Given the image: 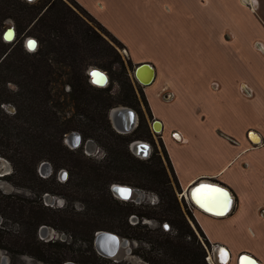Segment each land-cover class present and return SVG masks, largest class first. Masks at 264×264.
I'll use <instances>...</instances> for the list:
<instances>
[{"label":"trees","instance_id":"1","mask_svg":"<svg viewBox=\"0 0 264 264\" xmlns=\"http://www.w3.org/2000/svg\"><path fill=\"white\" fill-rule=\"evenodd\" d=\"M29 4L22 0H0V156L8 159L14 170L5 178L15 186H30L39 195L50 190L46 179L38 175L40 162L53 164L57 171L67 168L69 178L64 183L67 192L64 191V196L80 198L87 210L55 211L34 198L5 194L0 190L3 220L0 249L11 254L10 264H21L19 257L23 256L43 264H123L111 263L108 261L111 258L99 255L94 245L98 230L149 243L150 250L142 254L135 252L150 264H208L210 243L186 202L179 199L177 193H181V188L162 139L160 144L177 192L150 134L148 119L152 114L142 89L136 88L140 89L139 99L128 73L134 70L133 63L129 61L127 70L116 47L62 0H39ZM79 7L99 25L103 34L117 46L124 47ZM8 18L14 20L17 34L16 45L10 52L8 43L1 41L2 28ZM29 26V31L24 33ZM23 35L38 41L35 52L23 47ZM92 62L109 74L108 87L98 88L91 84L87 71ZM115 64L123 71H114ZM111 74L121 82L123 78L128 80L124 82L128 89L124 88L117 103L112 96L116 82ZM10 83L17 91L8 87ZM141 102L146 106L148 119ZM6 103L15 105L13 115L6 114L1 107ZM120 105L135 109L140 115L139 127L130 135L119 134L112 126L110 112ZM144 127L150 135V140H145L155 149L141 162L135 159L129 147L131 142L141 139L138 133L143 132ZM73 132L79 133L84 141L96 142L107 156L98 161L86 157L82 150H71L65 138ZM128 183L149 188L157 194L158 203L142 202L136 206L135 202L115 198L110 187L115 184L131 187ZM131 216L138 218L137 224H130ZM10 220L22 229L8 230L6 221ZM144 220L157 221L161 227L152 230ZM190 220L205 242L199 240ZM165 224L170 228L168 231ZM42 225L68 232L71 241L40 240L38 233ZM78 241L89 243V248L83 250Z\"/></svg>","mask_w":264,"mask_h":264},{"label":"crops","instance_id":"2","mask_svg":"<svg viewBox=\"0 0 264 264\" xmlns=\"http://www.w3.org/2000/svg\"><path fill=\"white\" fill-rule=\"evenodd\" d=\"M74 1L124 45L134 67L153 68L148 86L133 82L212 263L218 246L229 251L227 264H264V0ZM193 196L213 212L232 207L217 216Z\"/></svg>","mask_w":264,"mask_h":264},{"label":"rangeland","instance_id":"3","mask_svg":"<svg viewBox=\"0 0 264 264\" xmlns=\"http://www.w3.org/2000/svg\"><path fill=\"white\" fill-rule=\"evenodd\" d=\"M22 1L23 2H28V3H30L29 5H32V4L38 3L39 0H35V1L22 0ZM62 1L69 8H71V10L77 16H79L82 20H84L91 28H93L99 34L101 33L106 38V40L109 42V44H111L112 46L116 47V49L118 50V52H119V54H120V56H121V58L123 60V63L125 65V68L127 70H129L128 54H127V52L125 53L124 47L121 48V47L117 46L112 41L111 38H109L108 36H106L105 34H103L102 31L100 30L99 25L96 22L92 21L86 14H84V12L81 10V8L77 4H75L73 0H62ZM118 22H119V24L122 27H125L123 25V21H118ZM31 26L27 27V29L24 30L23 32L25 33L27 31H29V29L31 28ZM15 27L16 26H15L14 20L8 18L4 22V26H3L2 32H1V41H4L5 43H8L6 45L10 48L9 52L16 45V40L15 39H16V35L17 34L15 35V38L11 42L5 41L4 36H5V34H6V32L8 30H10L11 28H14L15 29ZM120 32L122 34H124L125 37H123V38H125L126 40H133V41H136L137 43L139 42V41H137L138 38L131 31H127V30L122 31L121 30ZM2 38H3V40H2ZM28 38H30V36L23 35L21 37L23 47L26 45V43H27L26 40ZM25 49L28 51V49H27L26 46H25ZM25 49H24V51H25ZM93 65H95L94 62H92V65L89 67V69L91 67H96V66H93ZM89 69H88V71H89ZM114 71H123V69L120 66H118V64H115L114 65ZM132 72L133 71H131V70L128 71L131 80H132V76H131V73ZM111 77L116 82V84L114 85V88L112 90V96H113V99L115 101L114 103H117L118 100H119V98L123 95L124 88H127L128 89V86L125 84L126 82H128V80H126L125 78H123V81L121 82V81L117 80L114 77V75H112V74H111ZM93 86H95V85H93ZM8 87L10 89L14 90V91H17V87L14 84H11L10 83V84H8ZM95 87H98V86H95ZM98 88H100V87H98ZM135 89H136V87H135ZM139 90L140 89H136L137 94H138V97H139V99H141V95H140ZM152 102L153 103H156L153 100H152ZM140 105H141V108H142L144 114L146 115V117L148 119L146 106L142 102H141ZM1 107L4 109V112L6 114L8 113V114L13 115L16 112V108H15V105L13 103H6V104H3ZM117 107H124V106H121L120 105V106H117ZM128 108H130V107H128ZM70 110L71 109H69V111ZM136 112L138 113V111H136ZM139 120H140V118H139ZM138 134H139L138 136L141 138V139H138V140H140V141H147V142L151 143L150 141H148V140H150V135H149V132L145 129V127H144V131L143 132L140 131ZM150 134H151V131H150ZM152 138L154 139V141H155V143L157 145L158 152L160 153V155L162 157L164 166L166 167L167 172L169 174V177H170V179L172 181L173 187H174L175 191L177 192L179 190L177 189V186H176L175 181H174L173 173H172V171H171V169H170V167L168 165L167 159H166V157H165V155L163 153V149H162V146L160 144V139L157 138V137H154L153 135H152ZM145 139H148V140H145ZM89 140H87V141H89ZM91 141H93V140H91ZM94 143H95V145H97L98 150L95 151V152H93L92 154L89 152L88 149L85 148V144H86L85 142H83L84 145L82 146V148L75 149L74 151L76 152V151H79V150L81 151L82 150L83 154L86 157L92 158V159H96V160L100 161V160L104 159L107 155H106L105 151L101 147H99L96 142H94ZM151 145H152V148H153V151H154L155 148L153 147V144L152 143H151ZM174 149H175V147H174ZM0 158H1V160L7 161L10 164V167H11L10 171L7 172V173H10V174L3 176V174L5 172L3 171L2 167H1L2 165H0V190L3 193H5V194H17L18 196L24 197V198H30V197L31 198H34L39 203L41 202V203H43L44 206H47L48 208L53 209L55 211H59V210L60 211H63L64 210V211H68V212H70V211L83 212V211H86L87 210V205L80 198H78L76 196L75 197L73 196L72 198L68 199L66 196H64V194L66 192L65 191V186H64V183L67 182V181L65 182L66 179H63L61 176L57 178L55 175H53L52 177H47L48 175H44V173H42L40 171V165L44 161L40 162V164L38 165V175H39V177L41 179H46L45 181H47V183L49 184L48 187H49L50 190L48 192H44V193H41L39 195H36L37 192L35 193L34 192L35 190H32L30 188V186H25V185L24 186H15V184L13 182H11V181H9V180H7L5 178V177H7L9 175H12V173L14 172L13 165L5 157L0 156ZM135 159L137 161H141V162H144L145 160H147V159H142V158H139L138 159L136 156H135ZM0 163H1V161H0ZM47 163L50 166H52L53 169H54V165L53 164H51L49 162H47ZM61 170H67V171H69L67 168H61L58 171L54 169V171H56L57 173H59ZM43 177H45V178H43ZM128 185H130L134 189L133 199L130 202H132L133 200H136L138 197L144 196V198L141 199L140 203L141 202L148 203V201H149L148 199H154L157 196V194L155 192H153L152 190H149V188H144V187H141V186H137V185H135L133 183H128ZM111 187H110V190H111ZM46 194H49L52 198H54V202H56V203H51V204L48 203L47 204V202L45 200ZM177 194H179V193H177ZM120 204L123 205L121 202H120ZM149 205H150V203H149ZM136 206H138V204H136ZM189 209L191 210V208H189ZM2 221L3 220L0 217V224L2 223ZM6 222H7V228H8V230L17 231V230H21L22 229V226L21 225H19L16 222H13L12 220L6 221ZM129 222H130V224H133L134 223V225H135V223H137L136 220H132V221H129ZM143 223H147L148 226H149V228L152 229V230H155V229H158L159 227H161L160 223L157 222V221H154V220L153 221L144 220ZM192 225L194 226V227L193 226L192 227L194 228V231H195L197 237L199 238V240L205 242V239L200 235L199 231L197 230L196 225H194L193 222H192ZM42 226H47L49 228L50 234L48 236H43L41 234V230L40 229H41ZM42 226L40 227L39 233H38V237H39L40 240H43L44 242H48V241H62V242L63 241H71V239L68 236L69 235L68 232H65L64 233L62 231L57 230L53 226H48V225H42ZM165 229H166V231H168L170 228H169V226H167V227H165ZM99 231H103V230H98L97 232H99ZM104 231H106V230H104ZM96 233H95V236H96ZM111 233H113V232H111ZM121 238L128 240L129 241V244L127 246H121L118 255L115 256L114 258L108 259V261H111V263L120 262V263H123V264H150L149 262L143 260L142 257H140L135 252V251H139V253L142 254V253L145 252V250H147V251L150 250L152 247H151V245L149 243L142 242V241H134V240L128 239L126 237H121ZM78 245H81L82 248H83V250H87L89 248V243H84V242H79L78 241ZM0 251H1V254L0 255L1 256L2 255L3 256H6L8 258V262L10 264L11 263V256L10 255L11 254L9 252L5 251V250H2V249H0ZM19 259L21 261V264H43V263H40V262H37V261L33 260L32 258H30L28 256L19 257Z\"/></svg>","mask_w":264,"mask_h":264},{"label":"water","instance_id":"4","mask_svg":"<svg viewBox=\"0 0 264 264\" xmlns=\"http://www.w3.org/2000/svg\"><path fill=\"white\" fill-rule=\"evenodd\" d=\"M29 1H35V0H29ZM14 30H15L14 28H11L10 30H8L6 32V34L4 36L5 41H7V42L13 41V39L15 38V31H16V30L15 31ZM10 34L12 35V39L8 38V36ZM26 41H27V43L25 46L27 47L29 52L32 53L38 49V41L35 38L30 37ZM30 44H34L35 46L31 47ZM148 68H150V66L148 64H143V65L138 66L136 68V70L134 71L135 78L144 86L149 85L154 79V75H153V78L151 80H149V78L143 79L141 77V73L145 69H148ZM88 74L90 76V82L93 85H96V86L102 87V88H106L109 86L110 78H109L107 72L101 70L98 67H91L88 71ZM110 120L112 121V124L114 125V127L121 134L131 133L134 130L136 123L138 121L136 112L133 109L128 108V107H116V108L112 109L110 112ZM152 128H154L153 125H152ZM65 142L68 146H70L74 149H77L82 145L83 139L79 133L74 132V133H71L70 135H68L66 137ZM86 147L89 149L92 148V150L96 149L95 143L91 140L86 142ZM131 150L136 155H141V156L147 158V157H149V155L151 153V145L148 142L137 140V141L133 142V144L131 146ZM0 160H1V158H0ZM7 164L9 165V168L11 169L10 164L8 162H7ZM41 171H42V173H44V175H47L51 171V166L47 162H43L42 166H41ZM120 189L129 190V196L125 197L119 191ZM112 192L117 199H119L121 201H130L133 198L132 193L134 194V189L129 187V186H121V185L115 184L112 186ZM142 198H143V196L138 197L137 201L140 202ZM45 200H46L47 204L48 203L49 204L54 203V198H52L49 194H46ZM40 230H41V234L43 236H48L50 234L49 228L47 226H42ZM128 244H129L128 240L122 239L120 236L113 234V233H110V232H107V231L97 232L96 236H95V240H94L95 249L97 250L99 255L106 257V258H114L115 256L118 255L121 246H127ZM0 254H1V251H0ZM0 264H9L8 258L6 256L0 255ZM65 264H75V263L67 262Z\"/></svg>","mask_w":264,"mask_h":264},{"label":"bare ground","instance_id":"5","mask_svg":"<svg viewBox=\"0 0 264 264\" xmlns=\"http://www.w3.org/2000/svg\"><path fill=\"white\" fill-rule=\"evenodd\" d=\"M253 4V3H252ZM258 7V6H257ZM15 31V30H14ZM15 35H16V31H15ZM8 38L12 39V35L10 34L8 36ZM31 47H34V44H30ZM147 72H149V80H151L153 78L154 75V70L150 67L147 69ZM90 77V76H89ZM96 86V85H95ZM102 88V87H100ZM159 129V128H158ZM250 137L253 140L254 143H259L260 142V138L258 135H256L255 133L251 132L250 133ZM0 165H2L1 167L3 168L4 172H8L9 171V165L7 164V162L5 160H3ZM125 197L129 196V190L126 189H120L119 190ZM189 198V197H188ZM198 205L199 207H201L203 210L213 214V209H210L209 206H206L204 204H202L200 201L198 202L197 199L195 198V196H193L192 198ZM53 202V201H52ZM231 203V200H230ZM232 207V205L229 206V209L226 208V210H224L222 213H216L219 215H225L227 214V211L230 210V208ZM215 211V210H214ZM121 242V241H120ZM121 244V243H120ZM104 247V246H103ZM104 249V248H103ZM230 259V254L229 251H227L226 249H220L218 246L215 249V260L219 263V264H227L229 262ZM215 261V262H216Z\"/></svg>","mask_w":264,"mask_h":264},{"label":"built area","instance_id":"6","mask_svg":"<svg viewBox=\"0 0 264 264\" xmlns=\"http://www.w3.org/2000/svg\"><path fill=\"white\" fill-rule=\"evenodd\" d=\"M124 51H125V53H126V50L124 49ZM143 65V64H142ZM140 66V65H139ZM136 68L137 67H134V70H133V72L131 73V76H132V80H134V81H137L141 86H144V85H142L136 78H135V76H134V71L136 70ZM108 74V73H107ZM89 75V74H88ZM109 76V75H108ZM133 82V81H132ZM92 84V83H91ZM93 85V84H92ZM148 86V85H147ZM132 109V108H131ZM134 110V109H133ZM135 111V110H134ZM136 112V111H135ZM136 114H137V123H136V126H135V128H134V130L132 131V132H134L138 127H139V124H140V120H139V114L136 112ZM149 120V119H148ZM111 123H112V121H111ZM153 125V124H152ZM112 126H113V128L115 129V131L116 132H118L119 133V131L114 127V125L112 124ZM149 128H150V126H149ZM151 129L153 130V128H152V126H151ZM151 129H150V131H151ZM155 130V129H154ZM153 130V133H156L155 131ZM131 132V133H132ZM74 133V132H73ZM131 133H129V134H131ZM119 134H121V133H119ZM129 134H123V135H129ZM70 135V134H69ZM158 135V134H157ZM68 136V135H67ZM66 136V137H67ZM159 139H161V137H160V135H158L157 136ZM66 140V139H65ZM136 141V140H135ZM86 142H88V141H86ZM85 142V143H86ZM134 142V141H133ZM133 142H131L130 143V151L137 157V158H142V159H148L151 155H152V151H153V148H152V145H151V143H149L150 145H151V153H150V155H149V157H147V158H145V157H143V156H141V155H136L132 150H131V146H132V144H133ZM144 142H147V141H144ZM66 143V142H65ZM67 145V144H66ZM68 146V145H67ZM68 147H70V146H68ZM70 149H72V150H75L74 148H72V147H70ZM86 149H88L89 150V152L92 154L93 152L89 149V148H86ZM98 150V149H97ZM41 166H42V163H41V165H40V171H41ZM42 172V171H41ZM3 176H5V175H3ZM113 186V185H112ZM111 192H112V187H111ZM112 194H113V192H112ZM114 195V194H113ZM179 195V199L180 200H183V201H185L186 202V204L188 205V207L190 208V205H189V203L187 202V200L185 199V198H183V195H182V193H180V194H178ZM115 197V196H114ZM116 198V197H115ZM143 198H144V196H143ZM133 199V198H132ZM149 201H148V203H150L151 205H155V204H157L158 203V199H157V197L156 198H154V199H148ZM131 201V200H130ZM132 202H135L136 204H139L140 202H138L137 201V199L136 200H133ZM142 203V202H141ZM263 214H264V210L263 211H261ZM132 220H136L137 221V223H138V218L136 217V216H131V218H130V221H132ZM137 223H135V224H137ZM133 225H134V223H133ZM165 225H167V224H165ZM168 226V225H167ZM206 261H207V263L208 264H213L212 263V258H211V255H210V253H209V250H208V254H207V257H206Z\"/></svg>","mask_w":264,"mask_h":264},{"label":"flooded vegetation","instance_id":"7","mask_svg":"<svg viewBox=\"0 0 264 264\" xmlns=\"http://www.w3.org/2000/svg\"><path fill=\"white\" fill-rule=\"evenodd\" d=\"M83 139V138H82ZM83 142H86V141H84L83 140ZM84 144L82 143V145L79 147V148H82V146H83ZM79 148H77V149H79ZM85 148H87L86 147V144H85ZM91 149V151L92 152H95V151H97V149H98V147H97V145H96V149L95 150H92V148H90ZM1 162L3 161V160H0ZM3 169V168H2ZM4 171V170H3ZM9 171H10V169H9ZM8 171V172H9ZM9 173H7V172H5L3 175H8ZM58 174V175H57ZM48 176L47 177H52L53 175H55L57 178L58 177H62L63 179H66L65 180V182L66 181H68V178H69V172L67 171V170H61L59 173H57L56 171H54V169H53V167L51 166V171H50V173L49 174H47ZM43 178H45V177H43ZM116 185H118V184H116ZM132 196H133V193H132ZM121 201V200H120ZM124 202V201H123ZM54 203H56V202H54ZM229 211H227V213H228ZM216 213H222L221 211H219V210H217L216 209V211H214L213 212V214H216ZM217 216H219L218 214H217Z\"/></svg>","mask_w":264,"mask_h":264},{"label":"snow or ice","instance_id":"8","mask_svg":"<svg viewBox=\"0 0 264 264\" xmlns=\"http://www.w3.org/2000/svg\"><path fill=\"white\" fill-rule=\"evenodd\" d=\"M217 191H219V190H217ZM197 200H198V202H199V200H200V197H199V196L197 197ZM165 227H167V225H165Z\"/></svg>","mask_w":264,"mask_h":264}]
</instances>
